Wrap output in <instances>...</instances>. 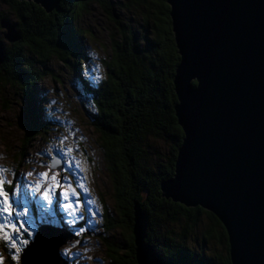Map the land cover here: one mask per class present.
I'll use <instances>...</instances> for the list:
<instances>
[{
    "label": "trees",
    "instance_id": "16d2710c",
    "mask_svg": "<svg viewBox=\"0 0 264 264\" xmlns=\"http://www.w3.org/2000/svg\"><path fill=\"white\" fill-rule=\"evenodd\" d=\"M0 3L5 6L0 9V21H9L20 34L17 42L3 45L0 86L8 85L27 99L29 137L40 131L32 96L35 83L48 74L49 59L78 68L80 60L88 58L83 43L88 31L80 29L77 20L97 4L112 23L110 56L103 60L102 78L83 79L92 107L88 113L101 137L105 169L121 214L119 221L110 219L105 208L106 228L119 227L127 233L120 243L102 238L109 264H138L134 203L147 216L145 241L167 262L231 264L220 220L199 206L186 207L165 198L160 188L174 174L184 136L174 110L173 80L180 56L166 0H123L122 8L137 16L136 27L119 19L112 0H61L51 12L31 1ZM213 239L219 245L215 250L210 245Z\"/></svg>",
    "mask_w": 264,
    "mask_h": 264
},
{
    "label": "water",
    "instance_id": "95a60500",
    "mask_svg": "<svg viewBox=\"0 0 264 264\" xmlns=\"http://www.w3.org/2000/svg\"><path fill=\"white\" fill-rule=\"evenodd\" d=\"M46 12L61 0H25ZM180 56L175 116L184 136L165 198L214 214L227 233L231 264H264V0H166ZM0 27L9 43L20 34ZM4 62L0 43V65ZM55 153L51 167L61 169ZM138 264H171L145 241L147 216L133 206ZM77 236L41 224L19 264H68L59 248Z\"/></svg>",
    "mask_w": 264,
    "mask_h": 264
},
{
    "label": "rangeland",
    "instance_id": "374dc122",
    "mask_svg": "<svg viewBox=\"0 0 264 264\" xmlns=\"http://www.w3.org/2000/svg\"><path fill=\"white\" fill-rule=\"evenodd\" d=\"M112 1L117 4L115 10L119 19L136 27L137 16L122 8L123 0ZM4 7L0 3V9L4 10ZM77 21L80 29L88 31L83 38L88 58L80 60L78 68L63 64L54 57L47 62L48 74L35 83L36 92L32 96L40 131L29 137L27 99L8 85L0 86V169L3 170L0 175L5 180V191L12 207L17 212L25 211L22 217L15 212L12 216L0 212V224L6 226V232L0 234L2 264H19L22 249L33 238L38 226L44 223L64 224L75 235L80 233L59 248L61 257L68 260V264H109L102 238L120 243L127 235L122 228H106L105 208L110 219L119 221L121 214L113 198L103 160L101 137L92 125L88 113L92 107L83 85V79L95 82L103 76V60L110 56L109 31L112 23L97 4L90 6L89 12ZM4 30L0 28V43L6 46L9 42L4 37ZM42 70L45 69L40 68ZM155 146L163 150L161 144ZM55 153L62 159L61 169L51 167ZM42 172H47L49 179L38 175ZM54 173L58 174V179H67L63 180L61 188L50 194L49 203L39 192H33L32 186L39 182L41 189L48 187L52 184ZM69 185L77 195L69 191L65 200L60 191ZM12 191L16 194L12 195ZM78 200L79 206L76 203ZM66 203L73 207L64 208ZM207 223L204 217V224ZM21 224L27 232L20 228ZM10 225H16L15 232L8 227ZM80 229L84 231L80 232ZM29 232L32 234L29 235ZM4 234L12 238L15 249L11 244L4 243ZM23 240H27V244L22 243ZM210 245L213 250L219 247L214 239ZM12 255H16L17 259L13 260Z\"/></svg>",
    "mask_w": 264,
    "mask_h": 264
},
{
    "label": "snow or ice",
    "instance_id": "6c2138e0",
    "mask_svg": "<svg viewBox=\"0 0 264 264\" xmlns=\"http://www.w3.org/2000/svg\"><path fill=\"white\" fill-rule=\"evenodd\" d=\"M70 151V149H69ZM0 171H3L2 169H0ZM26 175H32V173H27ZM40 177L44 178L45 180L49 179V176H48V173L47 172H42V173H39L38 174ZM58 177V174L57 173H54L51 177V180H52V184L49 185L48 187H45L43 189H41V186H40V183L37 182L35 184V186H32V191L33 192H39L40 195L42 196V198L51 203V193L54 192L56 189L58 188H61V184L63 182V180H66L67 178H64V177H60L59 179L57 178ZM11 191V189H9ZM71 191L73 195H77L76 191L74 189L71 188V185L68 186L67 189H62L60 191V195H62L64 197L65 200L68 199V192ZM12 195H15L16 193L14 191H12L11 193ZM77 203V206H79V200L76 202ZM64 208L66 209H71L73 207L72 204L70 203H66L63 205ZM0 212L4 213V214H7L8 216H12L13 213L15 212V214L18 216V217H22L25 215V211H16L12 205L10 204L9 202V195H8V192L5 191V180L3 178L2 175H0ZM73 215H75V213H73ZM8 227H11V230L13 232L16 231V225H10ZM20 228L24 229L25 232H27L28 230L26 228H24V225L21 224L20 225ZM84 230L83 229H80V232H83ZM6 232V226L3 225V224H0V234H3ZM29 235H31L32 233H28ZM80 233H76V235H79ZM3 240H4V243L7 245V244H11L12 248L15 249L16 248V244L12 241V238L7 235V234H4L2 236ZM22 243H25L27 244V240H23L21 241ZM67 251V250H65ZM13 260H16L17 257L16 255H12L11 257ZM0 264H2V258H0Z\"/></svg>",
    "mask_w": 264,
    "mask_h": 264
},
{
    "label": "bare ground",
    "instance_id": "6f19581e",
    "mask_svg": "<svg viewBox=\"0 0 264 264\" xmlns=\"http://www.w3.org/2000/svg\"><path fill=\"white\" fill-rule=\"evenodd\" d=\"M26 49V48H25ZM31 50V49H30ZM43 51V50H42ZM58 53V52H57ZM30 62V61H29ZM30 74V73H29ZM11 89V88H10ZM58 128V127H57ZM122 189V188H121ZM207 214V213H206ZM213 221V220H212ZM209 231V230H208ZM146 238V237H145Z\"/></svg>",
    "mask_w": 264,
    "mask_h": 264
}]
</instances>
